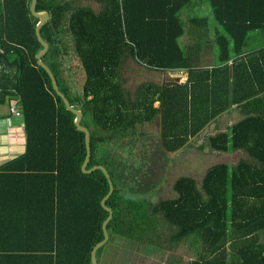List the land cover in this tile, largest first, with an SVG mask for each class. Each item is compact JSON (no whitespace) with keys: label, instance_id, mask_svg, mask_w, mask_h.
Returning <instances> with one entry per match:
<instances>
[{"label":"trees","instance_id":"obj_1","mask_svg":"<svg viewBox=\"0 0 264 264\" xmlns=\"http://www.w3.org/2000/svg\"><path fill=\"white\" fill-rule=\"evenodd\" d=\"M30 3L0 0V104L18 100L25 138L24 152L0 165V264H91V250L104 239L108 213L101 200L109 185L101 170L81 171L84 133L36 63L42 47ZM201 3L219 28L218 63L210 67L202 62L199 36L190 47L179 43L187 25L201 27L204 20H184L181 11ZM36 11L49 14L40 31L48 45L42 61L90 132L86 169L105 167L114 186L106 201L113 213L109 238L96 252L97 264L117 239L166 249L171 264H264V0H37ZM249 41L261 45L248 49ZM72 55L84 72L73 92L65 74ZM128 59L151 72L184 71L186 80L130 89L121 75ZM160 110L166 152L195 140L213 121L215 131L200 150L241 156L208 167L200 180L176 179L170 198L127 200L118 181L128 162L139 163L131 156L146 158L143 150L132 153L136 142L166 155L155 140L158 132L148 139L137 131ZM231 111L240 120L219 130L218 116ZM126 146L129 153L121 156L117 150ZM159 230L165 244L152 241ZM183 243L194 259L167 251Z\"/></svg>","mask_w":264,"mask_h":264},{"label":"rangeland","instance_id":"obj_2","mask_svg":"<svg viewBox=\"0 0 264 264\" xmlns=\"http://www.w3.org/2000/svg\"><path fill=\"white\" fill-rule=\"evenodd\" d=\"M93 8L95 10L101 9L98 4L93 5ZM193 10L184 9L181 11V17L184 20L187 18V16L197 17L198 19L200 18L201 20H205H202V25L200 24L201 27H197L195 29V32L201 41V59L203 64H210L212 66L216 65L218 63V49L214 43V34L216 31H219V28L210 13V7L208 4L203 3L200 7H196ZM189 27L192 29L194 26L189 24ZM189 33L184 35L182 39H179L180 45L183 42L188 41ZM263 40H261V43ZM260 45L261 44L258 41H249L248 49H256ZM65 64L67 67L65 74L72 81V92L75 90H80L81 84L84 80V72L79 60H77V58L72 55V57L69 58V61L65 62ZM121 75L125 81V87L133 89L138 87V85L143 82L155 81L156 83L157 79L166 75H170L172 78L178 77L180 79L182 76H184V73L175 71L166 73L148 72L140 66H137L132 60L128 59L124 62V64H122ZM158 83L162 84V81H158ZM153 104L156 105L157 102H154ZM2 107L5 108V105ZM239 120L240 116L236 112H227L219 117L216 126L219 130L225 131L227 127L237 123ZM137 131H139V133L141 132L145 134L155 133V131L158 132L157 121L154 120L152 123L140 125L137 127ZM214 131L215 126L214 129L208 128L204 138H195V140H193L191 144L187 145L181 152H178L175 156L171 157H169L167 154L157 156V152L154 153L150 152V150H145V147L142 149L145 145L142 144V141L144 140L140 138L141 140L136 142V146L133 148L132 153H136L137 150H143L146 158L144 157L141 159V157L139 159V156H131V160L139 163L132 164L128 162L127 168L125 170L126 172L123 174L122 178H120L122 182L118 181V184L123 189L122 193L124 198L145 204H153L160 199L172 197V184L175 183L176 179L182 176H191L196 178V180H200L206 169L214 164L220 162L229 164L236 163V161L241 156V153L216 154L210 153L206 149L200 150L199 147L202 142H204L205 137L209 134H213ZM147 137L148 139H155L153 138V134H149ZM5 139L3 137L0 138V164L18 155L12 154L13 152L11 151L9 144L5 145ZM155 140L158 141L157 138ZM153 144H155L154 141ZM115 151L116 150L111 152L112 157L113 155L118 154ZM117 151H119L121 156H126L124 154L129 153L127 146L126 148ZM149 155H154V157ZM140 163L144 165L139 166ZM156 233L159 238L153 237L152 241L156 242L159 239L163 242V244H165L166 242L164 241V238H166V235H163L162 230H159ZM137 245L117 239L105 251L100 261L102 264H171L170 257L167 258L165 255L166 249L162 251V248H144L143 244ZM167 251L172 252L173 255L184 257L185 260L188 261L195 258L193 251L190 250L187 243L179 245L175 250Z\"/></svg>","mask_w":264,"mask_h":264},{"label":"water","instance_id":"obj_3","mask_svg":"<svg viewBox=\"0 0 264 264\" xmlns=\"http://www.w3.org/2000/svg\"><path fill=\"white\" fill-rule=\"evenodd\" d=\"M36 3L37 0H31L30 6H29V10L32 16H34L35 18L38 19V24L35 27V36L36 39L38 41V43L40 44V46L42 47V51H40L36 56H35V60L38 66H41L46 73L48 74V76L50 77L51 80V85L52 88L54 90V92L61 97L65 108L71 112L74 117H73V126L75 127V129L77 131H80L82 133H84V145H85V150H86V157L85 160L81 166V171L83 173H91L95 170H101L102 173L104 174L105 178L107 179L108 185H109V192L108 194L101 200V206L102 208L108 213V218L106 219V221L102 224V232H103V241L97 243L93 249L91 250L90 253V262L91 264H97V259H96V252L98 251V249H100L107 241H108V233L106 231V228L108 226V224L110 223V221L112 220V210L106 206V201L109 198V196L112 194L113 190H114V186L112 184V181L110 179V175L107 172V170L105 169V167L98 165V166H94L92 167L90 170H87V164L89 162L90 159V155H91V149H90V132L89 130L81 125V120H82V111L80 109L77 108H73L70 103L68 98L66 97V95L60 90L57 80L53 74V72L51 71V69L49 68V66L42 61V57L48 52V45L43 41V39L40 36V31L41 29L47 24L48 20H49V14L45 11L42 12H37L36 11ZM168 82L161 84V85H175L177 83H179V78H171V77H167ZM227 112L222 113L221 115H219L218 117L222 116L223 114H225ZM218 117H216V119H218ZM155 121H157V125H158V144L160 149H162L163 152H165L169 157L171 156H175L178 152H181L187 145L191 144V142L193 141L190 140L185 146H182L179 150L175 151V152H171L168 153L164 150V148L162 147V143H161V120H162V113L161 110L159 111L158 115L155 117L154 119ZM215 124L213 123V121H211L209 124H207L205 126V128L198 134V137L204 138L207 129H214Z\"/></svg>","mask_w":264,"mask_h":264},{"label":"crops","instance_id":"obj_4","mask_svg":"<svg viewBox=\"0 0 264 264\" xmlns=\"http://www.w3.org/2000/svg\"><path fill=\"white\" fill-rule=\"evenodd\" d=\"M90 3L91 4L93 3V5H97L94 1H91ZM211 15H212V13H211ZM187 19H189V16L187 17ZM195 29H196L195 27L190 29L189 25H187V27L183 31V35H182L181 39L183 38L184 35H186L189 32L190 33L188 35V41L183 42V40H182V42H183L181 44L182 47L187 48V47H190V46L195 44L194 38H196L198 36L197 33L195 32ZM205 65H209L208 67H210V64H205ZM145 71H148V70H145ZM148 72H151V71H148ZM175 72L184 73V71H175ZM167 77H171V76L170 75L162 76L159 79H157L156 83L161 84V83H158V81H162V84L167 83L168 82ZM176 78H178V77H176ZM185 80H186V78L184 76H182V78L179 79V83H184ZM153 82L155 83V81H153ZM11 101H9L7 103L0 104V138H2V137L4 139L6 138L5 139V145L9 144L11 151L13 152L12 154H18L17 156H19L20 154H22L24 152V141H25L24 129H23L21 117H16L10 112L9 108H10ZM3 105H5V108L2 107Z\"/></svg>","mask_w":264,"mask_h":264},{"label":"built area","instance_id":"obj_5","mask_svg":"<svg viewBox=\"0 0 264 264\" xmlns=\"http://www.w3.org/2000/svg\"><path fill=\"white\" fill-rule=\"evenodd\" d=\"M10 112L16 116V117H21V110H20V106H19V103H18V100L16 99H13L11 101V104H10Z\"/></svg>","mask_w":264,"mask_h":264}]
</instances>
